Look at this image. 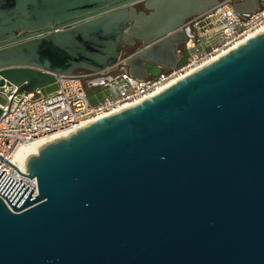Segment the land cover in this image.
Wrapping results in <instances>:
<instances>
[{
	"label": "water",
	"instance_id": "water-1",
	"mask_svg": "<svg viewBox=\"0 0 264 264\" xmlns=\"http://www.w3.org/2000/svg\"><path fill=\"white\" fill-rule=\"evenodd\" d=\"M135 1L0 0L1 84L157 76L222 0ZM9 164L37 190L0 173V264H264V32Z\"/></svg>",
	"mask_w": 264,
	"mask_h": 264
},
{
	"label": "built area",
	"instance_id": "built-area-1",
	"mask_svg": "<svg viewBox=\"0 0 264 264\" xmlns=\"http://www.w3.org/2000/svg\"><path fill=\"white\" fill-rule=\"evenodd\" d=\"M233 3L234 0H222L206 14L190 19L182 61L176 68L148 79L139 80L121 70H78L57 74L58 89L54 92L44 93L41 88L17 93L19 87L7 79L1 84L0 75V173L4 170L12 177L15 169L9 162L15 164L14 154L23 146L50 136H67L141 103L264 32V5L254 13L239 15ZM22 182L37 190L36 178L25 177Z\"/></svg>",
	"mask_w": 264,
	"mask_h": 264
},
{
	"label": "bare ground",
	"instance_id": "bare-ground-1",
	"mask_svg": "<svg viewBox=\"0 0 264 264\" xmlns=\"http://www.w3.org/2000/svg\"><path fill=\"white\" fill-rule=\"evenodd\" d=\"M63 136H66V135L60 134V135L42 138L40 140H36L30 144L23 146L14 154L13 162L17 165V167L21 171L25 172V169H26L25 163L27 162L28 158L31 155L38 154L39 148H41L44 144L48 143L49 141L53 140L54 138L56 139L58 137H63ZM12 178L14 180H16L17 182H19L21 179H22V181H25V177L23 175H21L19 173V171H17L16 169H15V172L12 174Z\"/></svg>",
	"mask_w": 264,
	"mask_h": 264
},
{
	"label": "flooded vegetation",
	"instance_id": "flooded-vegetation-1",
	"mask_svg": "<svg viewBox=\"0 0 264 264\" xmlns=\"http://www.w3.org/2000/svg\"><path fill=\"white\" fill-rule=\"evenodd\" d=\"M129 6H135L137 7L139 10H146L145 8V0H137L135 1L134 3L130 4ZM139 45V43L136 45V46H133V47H129L128 49H124L126 50L127 52H133L136 50V47ZM185 45V44H184ZM184 45H181L180 46V51L181 53L183 54V49H184Z\"/></svg>",
	"mask_w": 264,
	"mask_h": 264
},
{
	"label": "rangeland",
	"instance_id": "rangeland-1",
	"mask_svg": "<svg viewBox=\"0 0 264 264\" xmlns=\"http://www.w3.org/2000/svg\"><path fill=\"white\" fill-rule=\"evenodd\" d=\"M58 89V84L54 83V84H51V85H48L46 86L44 89H43V92L44 93H51V92H54ZM91 93V96L94 94V92H90ZM2 114V110L0 109V116Z\"/></svg>",
	"mask_w": 264,
	"mask_h": 264
},
{
	"label": "crops",
	"instance_id": "crops-1",
	"mask_svg": "<svg viewBox=\"0 0 264 264\" xmlns=\"http://www.w3.org/2000/svg\"><path fill=\"white\" fill-rule=\"evenodd\" d=\"M179 52L181 53V51L179 50Z\"/></svg>",
	"mask_w": 264,
	"mask_h": 264
}]
</instances>
